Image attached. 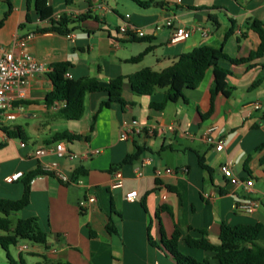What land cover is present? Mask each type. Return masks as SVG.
<instances>
[{
	"label": "crops",
	"instance_id": "obj_1",
	"mask_svg": "<svg viewBox=\"0 0 264 264\" xmlns=\"http://www.w3.org/2000/svg\"><path fill=\"white\" fill-rule=\"evenodd\" d=\"M47 1L53 8L52 18L58 13L70 17L68 33L40 31L51 21L39 18L34 0H0V46L11 48L15 54L29 52L50 67L55 62L69 61L70 78L95 77L102 88L110 79L143 67L160 71L174 63L180 53L200 45L221 47L232 58L246 57L260 43L248 19L257 18L264 24V0H146L147 6L132 0ZM84 13L88 16L78 20ZM166 19L196 29L185 41L167 45L171 29L155 28ZM123 20L142 28L145 40L123 35L119 31ZM16 37L24 40V46L13 42ZM146 47L151 49L139 62L128 61ZM263 64L264 51L246 63L220 62L229 71L228 94L215 95L211 112L214 75L209 68L198 86L184 88V98L167 101L161 110L150 107V103L161 102L165 89L137 96L127 79L122 94L133 104L112 103L100 108L106 93H88L85 112L78 120L61 118L60 104L46 105V94L53 88L47 72L28 76L23 96L14 105L20 107L17 118L35 119V130L28 132L17 123L7 126H21L26 135L24 146L20 145L21 139L0 134V197L17 199L22 195V179L9 181V174L27 173L41 162L55 159L50 154L36 158L32 152L51 144L50 138L56 132L89 135L88 139L63 140L71 152L97 148L100 153L83 159H57V168L69 177L79 166L87 170L85 175L80 174L81 184L62 183L45 172L30 180L29 204L10 219L36 216L47 239L44 244L18 241L14 246L17 254L29 256L28 260H20L24 264H176L160 246L162 232L166 238L176 239L182 253L215 262L213 251L190 247L185 239L199 238L204 230L209 241L218 244L221 223L260 224L258 241L264 245V80L250 87L254 79L264 75ZM256 101L263 107L253 109ZM93 116L94 130L90 133ZM131 120L154 124L158 129L152 136L141 133L120 139L123 122ZM168 124L175 129H162ZM210 124H216V134L224 138L221 150L202 138ZM136 145L143 147L138 159L117 166L125 155L135 151ZM145 157L149 163L142 167V175L136 176L134 169ZM199 157L208 169L200 166ZM223 164L240 179L251 178L252 191L246 193L241 185H231L220 171ZM166 167L176 172L166 173ZM115 170L122 176V186L112 188ZM131 190L137 194L128 200L125 193ZM88 193L95 199L80 209L78 202ZM246 197L258 199L259 206L250 212L236 211L234 203ZM108 224L116 232L108 231ZM18 245L28 249L19 252ZM6 262L0 247V263Z\"/></svg>",
	"mask_w": 264,
	"mask_h": 264
},
{
	"label": "trees",
	"instance_id": "obj_2",
	"mask_svg": "<svg viewBox=\"0 0 264 264\" xmlns=\"http://www.w3.org/2000/svg\"><path fill=\"white\" fill-rule=\"evenodd\" d=\"M140 6H147L149 1L132 0ZM159 4V3H156ZM35 10L41 20L49 19L51 24L49 27L40 29V31H56L66 34L69 32L68 24L71 22L70 17L65 13L61 14L58 19L52 18L53 8L47 0H34ZM88 16L84 13L78 16L81 20ZM1 23V21H0ZM250 27L259 35L260 43L256 50L251 51L246 57L232 58L229 57L221 47L211 45H200L193 47L191 50L182 52L178 58L170 66L156 71L150 67H143L129 75H121L108 81L106 87L102 88L95 77H81L73 79L67 77L71 63L69 61H59L52 64L51 69L47 72L53 88L46 94L45 103L51 106L54 101H62L63 105L58 110L61 118L68 120H78L85 112V97L88 93L104 91L106 98L100 102V108L110 107L112 103H119L121 106L133 104L127 101L122 94V86L124 80L127 79L131 91L137 95H151L156 89H165V98L159 103H150V107L161 110L167 101H175L184 98V88H195L202 81L205 72L212 68L213 82L210 87V108L212 110L213 99L216 94L222 93L227 95L226 76L229 74L228 69L220 65V62H228L232 64L246 63L253 59L259 58L264 51V24L257 18L248 19ZM133 40L144 41L145 38L132 37ZM151 49H146L138 55L128 59L129 62H139L142 57ZM264 70V64L262 65ZM264 80V75L259 76L251 83L250 87H256ZM95 116L89 126V132L94 130ZM4 132L8 138L26 139L21 126L13 125L4 127ZM83 137L88 139L89 135H80L78 133L62 131L52 135V142L59 140L73 141ZM3 143H0V147ZM143 147H135V151L125 157L117 164V166L131 163L138 159L142 153ZM200 166L208 169L203 164L201 157L198 158ZM43 173L39 167L24 174L21 178L23 183L22 195L17 199H7L0 197V247L4 250L6 259L9 264H17L10 255L8 249L15 246L20 239H26L36 244H44L47 234L39 225L36 216L26 218H18L14 224L10 219L12 214H16L25 208L30 201V180L35 176ZM87 170L82 166L77 167L73 171L72 178L78 175H85ZM108 231L116 232L115 227L107 225ZM149 229V228H148ZM260 224L253 226L238 224L229 226L221 223L219 230V243L213 244L205 236L206 232L201 230L203 236L199 238L186 237L185 241L188 246L193 248H201L214 252L215 262L209 258L196 259L193 256L182 253L177 246L176 239H169L161 232L160 246H162L174 259L176 264H264V245L258 241ZM150 243L154 244L151 236ZM20 264H24L21 260ZM39 264V263H36ZM54 264H72L69 261H58Z\"/></svg>",
	"mask_w": 264,
	"mask_h": 264
},
{
	"label": "built area",
	"instance_id": "obj_3",
	"mask_svg": "<svg viewBox=\"0 0 264 264\" xmlns=\"http://www.w3.org/2000/svg\"><path fill=\"white\" fill-rule=\"evenodd\" d=\"M61 14L55 15V19H58ZM129 15L126 14V18ZM168 27L171 29V34L167 45H173L185 41L196 29L195 26H183L174 25L172 19H166L162 23H158L155 28L160 29ZM119 31L128 38L136 37L141 38L145 36V32L142 28L137 27L126 20H123L119 26ZM203 35L207 34L206 30L202 31ZM19 46H24L25 42L22 39L14 38L13 41ZM51 69L50 66L42 61H39L35 55L29 52H22L21 54H15L11 48L0 46V134H5L4 127L9 126V122L15 120L20 113V107L14 105V102L23 96V86L26 83L28 76L35 73L48 72ZM70 78L69 73L65 74ZM58 104L63 105L62 101H54L51 107H57ZM253 109H260L263 107L262 103L256 101L252 104ZM158 127L154 124H141L136 120L123 122L119 137L120 139L127 140L133 135H139L144 133L148 136H152ZM164 130L173 131L175 126L168 124L162 127ZM218 126L216 124H210L206 127L202 134V138L208 144H213L216 150H221L224 145V138L216 134ZM20 145L24 146L25 142L20 140ZM100 153V149L94 148L83 153H76L69 151L65 146V141L59 140L52 142L46 146H41L33 150L32 154L36 158H40L44 155H53L55 159L51 161L41 162L39 168L42 172L52 174L62 183L81 184L82 176L79 175L75 178L69 177L57 168V159L60 158H78L83 159ZM149 163V158L145 157L141 160L140 164L135 167L134 172L136 176L142 175V167ZM222 175L227 181L234 186L241 185L246 193L252 191L253 180L251 178L240 179L236 176L229 165L223 164L220 166ZM166 173H175L176 169L166 167L164 169ZM23 171H15L9 174L6 179L9 181H15L21 179L24 176ZM112 188L122 186V176L119 171L113 172V181L110 185ZM136 190H131L125 193V198L133 200L136 196ZM95 199L93 194L88 193L84 198L78 202L80 209L86 208L88 203ZM258 199L252 197H246L236 201L233 208L236 211L250 212L259 206ZM18 243V242H17ZM17 245V244H16ZM19 252L26 251L28 247L26 245H18Z\"/></svg>",
	"mask_w": 264,
	"mask_h": 264
},
{
	"label": "rangeland",
	"instance_id": "obj_4",
	"mask_svg": "<svg viewBox=\"0 0 264 264\" xmlns=\"http://www.w3.org/2000/svg\"><path fill=\"white\" fill-rule=\"evenodd\" d=\"M13 123H17L20 124L26 131L28 132H34L35 130V119L34 118H30V119H22V118H17L11 122H9L8 124H13ZM16 216L12 218V222L14 223L16 220ZM21 243H27L29 244V240L26 239H20L19 240ZM10 251H11V255L14 258V260L16 261L17 264H20V258H23L24 260H28V254L23 253L22 255L17 254V252L15 251L16 249L14 248V246H10ZM7 264H9L8 262H6ZM1 264V263H0Z\"/></svg>",
	"mask_w": 264,
	"mask_h": 264
}]
</instances>
